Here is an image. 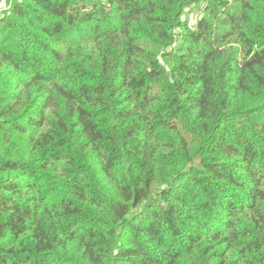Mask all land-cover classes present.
Wrapping results in <instances>:
<instances>
[{"label": "trees", "instance_id": "16d2710c", "mask_svg": "<svg viewBox=\"0 0 264 264\" xmlns=\"http://www.w3.org/2000/svg\"><path fill=\"white\" fill-rule=\"evenodd\" d=\"M0 264H264V0H0Z\"/></svg>", "mask_w": 264, "mask_h": 264}, {"label": "rangeland", "instance_id": "374dc122", "mask_svg": "<svg viewBox=\"0 0 264 264\" xmlns=\"http://www.w3.org/2000/svg\"><path fill=\"white\" fill-rule=\"evenodd\" d=\"M185 17L191 22V24H194L196 20V16L193 13L186 14Z\"/></svg>", "mask_w": 264, "mask_h": 264}]
</instances>
